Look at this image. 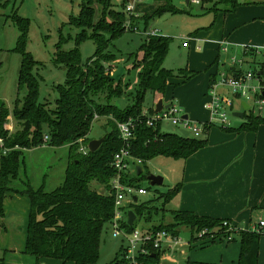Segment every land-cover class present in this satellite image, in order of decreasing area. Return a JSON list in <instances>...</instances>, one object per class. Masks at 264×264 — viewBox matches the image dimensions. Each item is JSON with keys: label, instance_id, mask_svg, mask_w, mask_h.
I'll use <instances>...</instances> for the list:
<instances>
[{"label": "trees", "instance_id": "trees-1", "mask_svg": "<svg viewBox=\"0 0 264 264\" xmlns=\"http://www.w3.org/2000/svg\"><path fill=\"white\" fill-rule=\"evenodd\" d=\"M212 3L208 10L217 11L216 5L232 9L237 5L236 0H202ZM93 0H82L76 16H70L68 23L78 29L73 36L74 48L62 50L63 42L71 38L60 35L56 44L53 61L64 67L65 79L53 87L57 93L53 107H47L46 102H39L38 76L33 68L38 63L32 55L25 51L27 43V29L29 20L16 12L12 14V21L18 28L19 35L14 50L22 55L17 81V97L11 111L0 105V138L5 153L0 151V218L4 217L3 201L7 193L25 194L28 196L30 208L26 225L24 253L40 258H55L62 262L73 264H94L99 259L100 238L102 230L111 220L114 212L113 197L100 194L90 186L96 182L104 187L114 175L111 165L113 153L120 147L117 134V121H124L129 117H136L143 109L142 102L146 92L162 97L166 91L167 80L172 77H182V82L192 78L196 72L180 69L177 73L162 66L168 50L169 38L161 35H149L139 46L142 51L140 61L133 62V67H139L137 87L132 96V103L124 109L112 104L110 100L124 94L128 82L123 83L110 78L113 69L107 62L116 59L115 53L107 50L112 42L125 31V15L121 10L110 8V0H96L98 5L97 19ZM163 11L178 12L166 4L159 7L155 14ZM152 16H147L148 20ZM91 39L95 42L94 52L85 60H81L78 45ZM260 73L264 71V58L260 62ZM127 72V70H126ZM23 94L19 97V93ZM106 95V101L100 102L98 97ZM152 110V109H151ZM110 117L112 123L109 131L105 132L102 143L91 152L83 155L77 151L78 139L83 138L88 143V137L94 115ZM12 116L20 123V128L10 132L4 124ZM243 121L236 128L227 130H254L264 117L254 115L250 109L243 111ZM209 127H207L208 129ZM48 136L44 142L43 136ZM48 144L59 147L68 145V159L64 177L60 185L50 191L44 189L43 184L33 188L28 181L21 182V186L13 184L19 177V169L23 164V149H32ZM207 143L206 139L182 136L173 132L153 130L139 124L132 139L130 151L144 161L157 156L173 159H185ZM142 171L131 179L123 178V182L136 184ZM148 175V174H147ZM138 186V185H137ZM178 185L162 193V207L177 193ZM131 209L138 217L147 221L154 206L145 203L133 204ZM173 223L158 224L156 228H163L177 234L175 227L180 224L191 230L217 226L220 229L221 219L196 216L189 211H174ZM222 231V230H221ZM233 239L240 244L239 257L232 264H258L260 232L236 229ZM232 239V240H233ZM190 241L194 237L190 236ZM159 254L149 255L146 260L154 262ZM122 258L113 259L109 264H122ZM186 264H208L204 262L187 261ZM215 264V263H210ZM220 264V263H218Z\"/></svg>", "mask_w": 264, "mask_h": 264}, {"label": "rangeland", "instance_id": "rangeland-1", "mask_svg": "<svg viewBox=\"0 0 264 264\" xmlns=\"http://www.w3.org/2000/svg\"><path fill=\"white\" fill-rule=\"evenodd\" d=\"M82 0H0V101L4 103V107L11 111L14 100L17 97L16 81L18 71L22 59L20 52L14 50L17 42L19 31L15 23L12 21V14L16 12L29 20L27 29V43L25 51L29 52L32 57L38 61L33 68L34 74L38 76V95L39 102H46V106L53 107L54 100L57 93L54 85L63 83L65 79L64 67H60L53 61L56 44L59 42L60 35L71 38L63 42L62 50H70L74 48L73 36L78 29L68 23L70 16H76L79 11V4ZM122 0H110V8L120 10V3ZM166 4L178 12L163 11L155 14V11ZM125 3V2H124ZM123 3V4H124ZM163 4V5H164ZM210 4V5H209ZM212 3L204 2V8L201 9L195 5L182 4L178 0H145L140 3V12L135 11V15L130 18L131 28L118 38H116L112 45L109 46L108 52L115 53L116 59L107 62L111 68L118 65H123L127 72L122 77V82H128L125 87L124 94L121 97H114L110 102L120 109L132 103V96L137 87L139 67H133V62L141 60L142 51L139 46L151 30H156V33L161 36H166L169 39L168 50L163 59L162 66L174 74L180 69L187 67H198L201 59L204 56H212V62L216 56L223 57L220 51L216 49V44L200 43V48H195L197 40L201 35L196 36L197 32L209 30L216 24L215 13L217 11L208 10ZM95 8V19H97L98 5L96 0L92 2ZM222 4L216 5V8H221ZM138 5L135 7L137 9ZM207 9V10H205ZM122 10V9H121ZM152 16L147 19V16ZM215 20V22H214ZM212 26V27H211ZM137 30L133 31L132 28ZM204 36V35H203ZM202 36V37H203ZM191 37L189 48L182 47V41H187ZM195 37V39H193ZM244 45V44H242ZM95 42L91 39L85 40L78 45L81 60L85 61L95 50ZM261 47V46H259ZM263 58L257 55L255 58H247L243 65V69L250 68L257 72L260 70V62ZM201 67V66H200ZM115 70V68L113 69ZM194 70H196L194 68ZM206 66L196 70L194 77H198V84L201 83L199 76L203 75ZM261 87L264 88V71L260 75ZM258 81L256 80L255 83ZM178 86V85H177ZM177 86H168L164 95V101L172 99V91L174 90V98L176 104L184 113L185 107L180 103L179 98L182 95V88ZM171 89V90H170ZM176 89V90H175ZM23 91L19 93V97ZM207 94V91H206ZM205 94V95H206ZM157 95L146 92L142 102L144 109L153 108L157 102ZM208 99L204 96V101ZM100 102L106 101V95L98 97ZM175 102V101H174ZM205 103V102H204ZM250 110L254 115H259V105L249 101ZM204 105V104H203ZM201 105L197 106V114L203 115L200 109ZM234 108L242 109L240 99L234 101ZM203 110V109H202ZM248 110V109H247ZM262 117H264V104L262 105ZM246 111V110H244ZM203 113V114H202ZM190 117L196 120L195 112L190 114ZM228 118L230 124H239L242 118L232 115L228 111ZM8 125L11 126V131L20 128V123L10 116ZM112 123L108 122L106 117L99 116L94 119L91 124L89 138H99L109 131ZM212 127L218 128L216 125ZM162 130L170 132L174 129L171 125L162 126ZM45 134V133H44ZM206 135V134H205ZM199 136V135H198ZM202 137V136H200ZM199 138V137H198ZM23 164L19 169V177L13 184L21 186V181H28L33 188H38L43 184L46 191L54 189L60 185L64 177V171L68 159V145L59 147L43 144L32 149H23ZM142 174L136 180V184L147 189L146 194L138 195V204L145 203L146 206H154L151 212V217L147 221L144 218L135 220L134 225L138 227H148L153 224H169L173 223V212L162 207V198L160 195L164 193L163 187L168 184L165 179L161 185H150L147 174H165L171 179L176 172V164L174 160L165 156H157L150 160L144 161L141 164ZM90 186L96 190H100L101 185L98 186L96 182H91ZM154 196V197H153ZM30 202L28 196L25 194H7L3 201L4 221L3 227L0 228V264H62L60 260L55 258H44V260H37L34 256L24 253V243L26 236V225L28 220V213ZM165 208V209H164ZM20 225L22 229L17 227ZM158 226V225H155ZM175 229L178 231L180 239L183 241L175 246V252H163L159 255L158 264H185L186 260H191V253L206 252L205 248L198 245H193L189 249V239L191 230L184 224L177 225ZM207 229V237L214 240L215 234L219 231L217 226L204 227ZM200 229V230H201ZM196 230L192 229V231ZM264 235V232H262ZM207 240H204V242ZM235 241H238L235 239ZM202 242V243H204ZM186 243V244H185ZM201 243V244H202ZM217 243H223L218 242ZM226 242H224L225 244ZM122 245H125V240L120 237H114L109 229L104 228L100 238L99 259L94 264H109L113 259L117 261L122 258ZM188 252L189 258L187 259ZM168 254V257L165 256ZM164 255V256H163ZM154 262H149L153 264ZM65 264H72L66 262Z\"/></svg>", "mask_w": 264, "mask_h": 264}, {"label": "crops", "instance_id": "crops-1", "mask_svg": "<svg viewBox=\"0 0 264 264\" xmlns=\"http://www.w3.org/2000/svg\"><path fill=\"white\" fill-rule=\"evenodd\" d=\"M236 2L237 5L232 9L221 5L222 7L215 13V26L196 33V36L200 34L201 38L196 39L195 48H200L201 42H208L216 44V49H218L220 40H225L230 44V54L233 51L238 53L237 50L242 44L264 46V0H236ZM203 6L200 8L203 9ZM136 10L141 13L140 4ZM188 38H190L188 46H182L183 48L190 47L192 38ZM227 57L228 55L225 54L222 58L216 56L212 62L211 55L204 56L198 67H187L186 71L189 72L206 66L203 75L199 76L201 78L199 84L197 76H193L185 82H182V77L176 76L167 80L166 89L172 85L182 88L183 92L179 101L185 107V114L190 119H192L190 114L195 112V121L208 120L209 113L203 106L204 96H206L213 73L219 68L218 60L224 61ZM173 94L174 90L171 94L172 99L169 101H164L163 96L156 99L162 98L163 104L170 101L176 103ZM198 105H201V108H198L201 112L203 111V115L198 116L196 109ZM243 111L233 107L232 115L233 112L243 113ZM106 119L109 121L110 117H106ZM240 123L230 124L224 128L210 126L206 135L202 137L207 141L205 146L185 159L172 158L176 164V172L173 177L169 179L167 175L160 174L163 181L165 179L168 181V184L163 187L164 192L178 185L177 193L164 205L165 208L167 207L166 210L171 212L189 211L196 216L227 220L238 230L253 231L257 222L264 220V123H260L254 130L225 129L236 128ZM161 131H163L162 128ZM139 168L142 170L141 167ZM7 194L10 195V193ZM3 219V217L0 218V228L3 227ZM17 227L22 229L20 225ZM177 234H179L178 231ZM218 239L210 240L208 238L207 241H203L204 243L189 239V249L193 246L191 244L198 245V243L202 248L207 247L204 250L206 252H200V254L192 252L191 260L208 264L236 263L239 257V241L233 239L226 242ZM217 241L223 243L219 244ZM224 242L226 243L224 244ZM186 253L188 259V252L183 255ZM159 258L161 257H158V260L153 264H158ZM40 260H44V258H40ZM2 264L4 263L2 262ZM258 264H264L263 234L259 238Z\"/></svg>", "mask_w": 264, "mask_h": 264}, {"label": "built area", "instance_id": "built-area-1", "mask_svg": "<svg viewBox=\"0 0 264 264\" xmlns=\"http://www.w3.org/2000/svg\"><path fill=\"white\" fill-rule=\"evenodd\" d=\"M143 1L145 0H124L122 11L125 15V29L131 28L130 18L135 15V7ZM178 1L182 4H192L198 7H202L204 4L202 0ZM132 29L133 31L137 30L136 27ZM156 34L154 29L146 36ZM189 40L190 38H187V41L184 40L182 46H188ZM218 51L222 55H228V57L224 61L218 60L217 66L219 68L213 73L209 81L206 94L208 99L203 105L209 113L207 121L190 119L176 103L170 101L167 107L163 104L159 111H155V106L150 109L143 108L136 117H129L124 121L115 123L121 143L112 156L111 165L115 172L109 180L108 186L101 185L100 190L97 191L100 194L113 197L114 212L106 229L111 231L112 236L125 240V245H122V264H147V256L155 253L162 255L163 252H174L175 246L183 242L178 234L163 228H156L155 225L145 228L134 225L137 218L139 220L143 218L136 216V214L132 224H128V211L132 210L131 205L138 204V195L148 193L145 187L123 182V178L129 180L139 174L137 168L141 167L143 163L141 158L135 157L130 151L136 127L142 124L153 130L161 131L162 126L171 125L174 129H177L173 133L182 135L181 130H184L188 132V136L202 138L207 132V127L216 125L224 128L230 125L228 111L232 112L236 99H240V105L244 101L248 105V109L250 108L249 101L258 104V113L262 115V105L264 104L262 91L264 88L261 87L259 71L255 72L250 68L243 69V65L247 58H255L257 55L264 58V46L241 45L237 50L238 53L233 51L230 54V44L225 40H220ZM256 80L257 83H255ZM184 115L187 117H184ZM97 118L98 116L95 114L93 120ZM8 121L4 124V128L11 131L12 128L8 125ZM43 140L44 142L48 140L46 134L43 136ZM78 145L77 151L86 155L89 149L83 138L78 139ZM0 151L2 153L7 151L3 146L2 138H0ZM235 230L236 228L229 221L222 220L220 229L213 239L219 238L218 240L229 242L233 239ZM252 230L260 233L264 232V220H259ZM207 233H209L207 229H201L194 230L191 235L194 237V242H203L208 239Z\"/></svg>", "mask_w": 264, "mask_h": 264}, {"label": "water", "instance_id": "water-1", "mask_svg": "<svg viewBox=\"0 0 264 264\" xmlns=\"http://www.w3.org/2000/svg\"><path fill=\"white\" fill-rule=\"evenodd\" d=\"M188 0H186L187 2ZM126 73V69L124 68L123 65H118L115 70H113V72L111 73L110 75V78L115 81L116 83L119 82L120 78ZM260 74V72H258ZM262 95L264 96V90L262 91ZM1 101H0V105H1ZM163 105V102H162V98H159L155 104V111H159L161 109ZM169 104H164L165 107H167ZM242 107H243V110H247L248 109V105L242 101ZM242 112H233V115L236 116V117H242ZM184 117H187L186 115H184ZM181 134L182 136H185L187 137L188 136V132L187 131H184V130H181ZM104 137L101 136L99 138H93V139H90L89 142L87 143V146H88V149L89 151L93 152L95 151L99 145L102 143ZM141 170L140 168L138 167L137 168V173H139ZM147 179L149 180V183L150 185H161L162 184V181H163V177L161 175H158V174H152V173H149L147 175ZM136 200V199H135ZM128 224H132L134 218H135V214L132 210H129L128 211ZM155 254H152V256H154Z\"/></svg>", "mask_w": 264, "mask_h": 264}]
</instances>
